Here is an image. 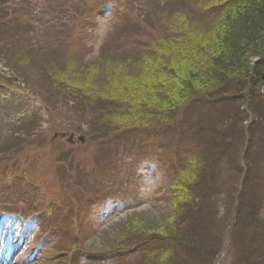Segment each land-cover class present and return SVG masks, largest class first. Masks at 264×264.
<instances>
[{
  "label": "trees",
  "instance_id": "16d2710c",
  "mask_svg": "<svg viewBox=\"0 0 264 264\" xmlns=\"http://www.w3.org/2000/svg\"><path fill=\"white\" fill-rule=\"evenodd\" d=\"M23 1L0 0V42L17 57L14 71L26 84L23 73L37 79L33 71L36 64L26 65L21 50H36L31 44L58 22L49 25L29 18L24 7H16ZM29 1L38 5L40 0ZM72 1L73 12L65 15L75 24L66 32L69 58L64 63L69 60V68L85 71L83 53L76 52L72 41L75 35L83 38L86 24L108 9L109 19L115 21L107 37L112 46L101 54L107 51L103 54L109 57V51L122 49L107 62L118 64L114 74L119 77L123 71L128 83L137 88L139 81L134 83L135 77L125 70L126 62L133 65L131 71H139V79L144 72L151 77L163 74L141 100L147 109L152 107L149 116L143 115L149 123L142 126H152L151 135L165 138L166 146L173 148L168 157L171 216L159 212L161 219L144 218L138 225L130 216L123 227L118 226V236L122 233V237L100 249L119 255L134 253L136 258L128 264H215L228 233L229 264H264V0H69L68 6ZM139 12L141 19L134 22L133 16ZM151 19L156 35L145 40L141 33ZM129 29L140 30L139 39L131 50L124 51V31ZM12 38L20 41L21 49ZM72 62L76 64L70 67ZM68 67L65 72L52 70L45 75L49 84L56 82L59 94L67 93L75 105L73 111L88 125L94 129L101 126L113 134L138 127L125 126L106 114L100 118L103 108L92 105L105 100L113 103L118 97L117 81L109 82L110 74L101 87L93 88V97L76 78L79 73ZM155 71H159L157 76ZM0 85L8 86L3 80ZM82 98L92 112L80 106ZM21 127L11 131L10 145L4 151L9 158L4 161V153L0 155V205L7 208L31 204L28 192L15 188L16 180L33 184L38 179L27 167L29 157L18 153L26 142L15 140L18 132L25 130V137H34L31 127ZM14 163L17 172L5 169ZM53 206L60 212L65 209L57 200ZM58 219L51 218L56 227ZM60 248L69 251L67 246Z\"/></svg>",
  "mask_w": 264,
  "mask_h": 264
},
{
  "label": "rangeland",
  "instance_id": "374dc122",
  "mask_svg": "<svg viewBox=\"0 0 264 264\" xmlns=\"http://www.w3.org/2000/svg\"><path fill=\"white\" fill-rule=\"evenodd\" d=\"M68 2L69 0H40L37 5L34 1L26 0L16 6L17 9L24 7L31 19H40L44 23L47 21L49 25L58 22L56 28L48 26V34L31 44L36 50L30 51L26 47H23L24 53L21 50L26 65L33 67L36 64L33 71L37 72V79L23 73L26 81L23 84L21 75L14 71L18 66L17 57L12 49L6 51L0 42V79L8 85H0V155L10 145L12 130L17 132L16 129L20 126L22 129L32 128L33 138L25 137L27 131L22 130L18 132L19 139L17 137L15 140L26 141L18 153L29 157L27 167L37 174H34V178L38 176V179L33 184L16 180L15 188L25 189L28 192L26 195L32 197L30 205L19 204L24 211L28 214L40 211L43 215V220L31 219L35 220L33 223L23 222L12 216L9 220V216L0 212V264H66L63 253H57L58 249L64 245L73 249L75 244V249L80 247L87 252L73 250L74 264H128L136 258L134 254L131 259L128 258L130 255L125 254L118 260L114 254L100 249L101 245L105 246L112 240L115 243L116 237H122V233L118 236V226L123 227L130 216L137 225L144 218L161 219L159 212L164 216H171L168 157L173 154V148L171 150L166 146L165 138L151 135L152 126H142L149 123L143 115L149 116L152 107L148 106L147 109L141 100L163 74L157 76L159 71H155L157 77H151L148 72H144L139 79V71H131L133 65L126 62L125 70L131 72V78L135 77L134 83L139 81L138 88L133 83H128L129 79L123 71H119V77L114 74V68L119 65L107 62V59L113 58L116 52L120 54L122 49L109 51V57L103 54L107 51L101 54L112 46V41H108L107 37L112 33L115 24V21L109 19L110 15L104 12L99 13L90 24H86L87 30L83 38L75 35L72 41L76 52L83 53L81 59L85 71L69 68L71 61L64 63L65 58H69L65 53L69 48L66 32L73 29L75 21H68L65 15L73 12L74 1L72 6H68ZM58 11L60 14L56 17ZM133 17L134 22L139 21L141 12ZM153 28L155 27L151 19L146 30L141 33V38L146 40V36L156 35ZM8 30L9 33L13 31L11 28ZM134 30L124 31V51L131 50L139 39L137 35L140 30ZM14 40L17 42L16 48L21 49L20 41ZM46 53L54 54L43 58ZM116 58L123 59L118 55ZM120 62L124 63H115ZM37 64L41 66L40 69ZM74 64L76 63L72 62L70 67ZM67 67L73 73H79L76 75L78 81L84 89L92 92L95 86L101 87L104 78L110 74L109 82L117 81L114 86L118 97L113 103L105 100L92 105L95 109L103 108L100 118L106 114L125 126L138 127L118 130L113 134L101 126L94 129L88 125L75 109L73 111L75 105L72 104V99H68L67 93L59 94L56 82L52 80V84H49L45 75L52 70L65 72ZM92 96L96 97L94 92ZM80 106L84 111L87 108L92 112L84 98ZM80 137L82 141L78 139ZM9 151L13 154V151ZM9 156V153H4L2 160L5 161ZM155 159L160 161L156 162ZM16 168V163L10 167L5 166L7 171H15ZM221 190L226 192L228 189ZM56 200L65 208L64 213L68 210L65 218H60V210L53 206ZM48 213L59 216L57 222L63 226L59 234H54L50 229L55 221L49 219L46 222L45 215ZM41 218L40 215L39 219ZM73 241L77 243L74 244ZM228 245L227 233L215 264H229L231 257Z\"/></svg>",
  "mask_w": 264,
  "mask_h": 264
},
{
  "label": "water",
  "instance_id": "95a60500",
  "mask_svg": "<svg viewBox=\"0 0 264 264\" xmlns=\"http://www.w3.org/2000/svg\"><path fill=\"white\" fill-rule=\"evenodd\" d=\"M79 139H80V140H82V138H81V137H80Z\"/></svg>",
  "mask_w": 264,
  "mask_h": 264
}]
</instances>
